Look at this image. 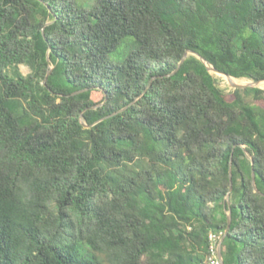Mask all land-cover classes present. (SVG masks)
Masks as SVG:
<instances>
[{"label": "trees", "instance_id": "obj_1", "mask_svg": "<svg viewBox=\"0 0 264 264\" xmlns=\"http://www.w3.org/2000/svg\"><path fill=\"white\" fill-rule=\"evenodd\" d=\"M207 66L264 80V0H0V264H196L228 210L264 264V105Z\"/></svg>", "mask_w": 264, "mask_h": 264}, {"label": "rangeland", "instance_id": "obj_2", "mask_svg": "<svg viewBox=\"0 0 264 264\" xmlns=\"http://www.w3.org/2000/svg\"><path fill=\"white\" fill-rule=\"evenodd\" d=\"M94 1L95 0H77V2L85 8H89L90 6H92ZM127 49L128 48L124 47V44H120V46L116 49V51L110 55V58L112 60H119L120 58H118V57L123 56L125 51H127ZM17 67L23 75H26L30 72L29 67L23 63L18 64ZM11 69L12 68H10L9 70H11ZM211 73L215 77L216 84L221 89H223V91L225 92L226 95L231 96L233 91L235 90V88L231 85L228 77H226L223 74L216 73V72H211ZM232 81L234 83H237V84H247L249 82H252L253 80L247 79V78H234L233 77ZM246 87L258 88V89L264 90V80L258 82L255 85H252V86H245L242 88H238V89H240V94L243 97L244 101L249 106L252 107V106H256V105H264V93L256 94L251 90H249V91L245 90L244 91L243 88H246ZM91 96H92V99L95 101H99L101 99V93H99L98 91H92ZM245 154L248 156L247 152H245Z\"/></svg>", "mask_w": 264, "mask_h": 264}, {"label": "water", "instance_id": "obj_3", "mask_svg": "<svg viewBox=\"0 0 264 264\" xmlns=\"http://www.w3.org/2000/svg\"><path fill=\"white\" fill-rule=\"evenodd\" d=\"M189 53L196 55L197 58L201 59V60L206 64V62L203 60V58H202L201 56H199L197 53H194V52H192V51H190V50H187V51H186V53L184 54V57H185L187 54H189ZM184 57L179 61L178 65L183 61ZM207 67H208V70H209L210 72L220 73V74H223V75H225L226 77H228V79L230 80L231 85H232L235 89H236V88H242V87H245V86H252V85H255V84H257L258 82L262 81V80H253L252 82H249V83H247V84H237V83H234V82L232 81V78H233L232 76H230V75H228V74H225V73H223V72H220V71L216 70L215 68H213L212 66H207ZM50 68H52V67H50ZM175 70H176V69H175ZM175 70H173L171 73H173ZM43 83H45V80H43ZM96 106H97V105L92 106L91 108H95ZM80 122H81L84 126H88V125H86V124L83 122L82 118H80ZM251 163H252V161H251ZM228 174H229V182H230V183H229V188L231 189V175H230V168L228 169ZM251 178H252V181H254V174H253V171L251 172ZM230 189H229L228 193L226 194V200H227V202H228V194H229V192H230ZM229 225H230V211L228 210L226 227H225V229H224V233H223L221 239H220L219 242H218V247H217V255H218V258H219V260H220V264H224V263H223V260H222V255H221V243H222V241H223V239H224V237H225L226 232H227L228 229H229Z\"/></svg>", "mask_w": 264, "mask_h": 264}, {"label": "built area", "instance_id": "obj_4", "mask_svg": "<svg viewBox=\"0 0 264 264\" xmlns=\"http://www.w3.org/2000/svg\"><path fill=\"white\" fill-rule=\"evenodd\" d=\"M224 231L219 230L216 232L209 231L207 234L208 253L205 258L196 264H220V260L217 255L218 242L221 239Z\"/></svg>", "mask_w": 264, "mask_h": 264}, {"label": "bare ground", "instance_id": "obj_5", "mask_svg": "<svg viewBox=\"0 0 264 264\" xmlns=\"http://www.w3.org/2000/svg\"><path fill=\"white\" fill-rule=\"evenodd\" d=\"M243 78V77H242ZM231 87V86H230Z\"/></svg>", "mask_w": 264, "mask_h": 264}]
</instances>
